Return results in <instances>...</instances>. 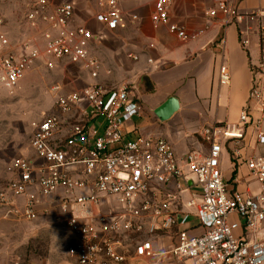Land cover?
I'll return each instance as SVG.
<instances>
[{
    "label": "built area",
    "instance_id": "built-area-1",
    "mask_svg": "<svg viewBox=\"0 0 264 264\" xmlns=\"http://www.w3.org/2000/svg\"><path fill=\"white\" fill-rule=\"evenodd\" d=\"M170 6L171 0H155L150 19L186 39L182 27L170 21ZM101 7L92 15L95 22L109 30L122 24L117 0H104ZM207 14L236 23L264 16L262 11L241 13L230 0H213ZM25 19L37 35L17 45L11 44L0 19V87L12 92L40 62L48 70L67 62L92 79L99 76L100 62L90 51L97 35L87 22L75 21L73 1L32 0ZM258 38L261 61L251 67L248 100L236 122L201 129L209 144L206 154L190 151L180 158L165 138L128 137L125 123L142 110L129 85L95 81L65 93H60V83L50 86L56 97L52 112L31 122L30 147L41 161L22 155L9 161L12 176L0 191L6 214L31 221L44 200L57 206L71 236L65 250L70 264H263L264 156L245 159L259 186L256 192H232L220 169L223 143L243 140L252 107L264 108V22ZM218 81H230L223 63ZM255 139L264 146V129H257ZM188 175L199 192L183 201ZM170 182L175 189L165 188ZM184 205L193 212L183 210ZM197 228L199 232H191ZM172 230L169 248L156 244L155 236Z\"/></svg>",
    "mask_w": 264,
    "mask_h": 264
},
{
    "label": "crops",
    "instance_id": "crops-1",
    "mask_svg": "<svg viewBox=\"0 0 264 264\" xmlns=\"http://www.w3.org/2000/svg\"><path fill=\"white\" fill-rule=\"evenodd\" d=\"M64 1L75 3V21L87 22L97 35L91 43V49L98 47L99 54H104L108 72L102 77L99 73L96 79H92L81 67L61 62L54 68L63 87L60 93L95 81L110 87L124 84L131 86L142 110L139 115L125 123L124 130L128 137L142 134L146 137L165 138L180 158L190 151L203 154L208 152L209 144L199 134L203 127L238 120L240 110L248 100L252 80L251 67L261 61L258 26L260 22H264V16L254 20L243 19L236 23L227 21L220 15L209 16L208 6L203 0H171L170 21L181 26L188 35L186 39H180L166 26L151 21L155 0H117L122 24L113 30L106 29L92 17L84 20L79 15L75 0ZM230 2L241 13H264V0ZM242 39L248 40L247 44L242 45ZM221 63L228 67L230 73L227 85H221L218 81V67ZM23 80L24 75L17 84L18 88H21ZM170 97L177 100L175 111L165 119H171L172 123L157 125L155 120L149 121V116L160 119L156 109ZM258 128L264 129V108L260 112L252 107L245 138L223 143L220 169L232 192H256L259 189L249 176L245 162V159L255 155L264 156V146L259 145L255 139ZM11 149L0 146V191L4 190L12 176L7 169L8 163L18 155L12 156ZM22 156L41 161L31 147ZM188 177L189 189L180 194L183 201L196 197L199 192L191 176ZM180 182L184 184V181ZM165 188L175 189L174 183H168ZM7 208L8 205L0 201V264H65V251L62 255L58 253L59 250L55 255H50L47 249L37 252L38 254L31 252L26 255V246L31 236L47 231L45 225H38V219L53 211L61 217L57 206L50 205L47 199L44 200L38 206V216L31 220L35 221L34 227L19 221L13 214H6ZM181 208L193 212V208L185 205ZM231 219L241 223L235 215ZM190 224H197L193 215L190 217ZM199 231L197 228L191 232ZM167 238L173 241L168 244L165 240ZM154 240L157 245L169 248L174 242V230L160 233ZM176 264L193 263L191 260H184Z\"/></svg>",
    "mask_w": 264,
    "mask_h": 264
},
{
    "label": "rangeland",
    "instance_id": "rangeland-1",
    "mask_svg": "<svg viewBox=\"0 0 264 264\" xmlns=\"http://www.w3.org/2000/svg\"><path fill=\"white\" fill-rule=\"evenodd\" d=\"M32 0H0V19L2 28L6 31L12 45H17L20 41L35 37L37 32L31 28L25 19L27 9ZM59 3L64 0H51ZM79 15L84 20L89 19L99 11L101 2L104 0H75ZM206 6H211L213 0H203ZM99 48H92L91 53L100 62L101 77L108 72L105 66L104 54H99ZM104 50V48H101ZM61 79L57 76L55 70L44 68L41 63L33 66L24 74V80L21 88L16 87L12 92L0 87V146L11 149L12 156L26 155L30 150V139L32 136L31 122L39 119L43 113H50L53 110L55 95L50 91V86L59 83ZM85 84H82L83 86ZM80 86V87H81ZM149 121L155 120L157 125L162 123L170 124V120L163 121L149 116ZM69 123L73 120H68ZM17 155V156H18ZM195 198V196H193ZM24 224H32L35 221H27L18 218ZM39 224L45 225L46 232H37L31 236L27 246L26 255L33 252H50L55 255L56 251L63 254L70 241V234L64 227V220L57 216L55 211L44 215L38 219ZM169 242L171 238L165 239ZM173 241V240H172ZM171 241V242H172ZM171 246V245H170ZM165 248V247H164ZM167 249V248H166ZM61 254V255H62ZM27 259V258H25ZM65 264H70V258L65 252Z\"/></svg>",
    "mask_w": 264,
    "mask_h": 264
},
{
    "label": "water",
    "instance_id": "water-1",
    "mask_svg": "<svg viewBox=\"0 0 264 264\" xmlns=\"http://www.w3.org/2000/svg\"><path fill=\"white\" fill-rule=\"evenodd\" d=\"M177 100L174 97L168 98L158 109H156V114L160 119H167L176 109Z\"/></svg>",
    "mask_w": 264,
    "mask_h": 264
},
{
    "label": "trees",
    "instance_id": "trees-1",
    "mask_svg": "<svg viewBox=\"0 0 264 264\" xmlns=\"http://www.w3.org/2000/svg\"><path fill=\"white\" fill-rule=\"evenodd\" d=\"M234 173V172H233ZM233 177V176H232Z\"/></svg>",
    "mask_w": 264,
    "mask_h": 264
}]
</instances>
